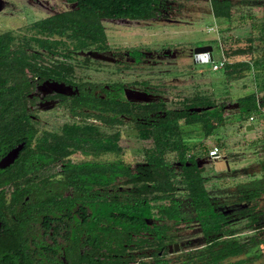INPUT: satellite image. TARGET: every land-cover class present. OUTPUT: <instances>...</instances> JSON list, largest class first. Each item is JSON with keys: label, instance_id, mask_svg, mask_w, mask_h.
<instances>
[{"label": "flooded vegetation", "instance_id": "flooded-vegetation-1", "mask_svg": "<svg viewBox=\"0 0 264 264\" xmlns=\"http://www.w3.org/2000/svg\"><path fill=\"white\" fill-rule=\"evenodd\" d=\"M181 9L176 0H158L144 19L118 16L136 12L124 0H0V15L31 19L27 34L6 30L31 64L24 113L12 114L27 119L0 125V160L22 144L0 166V264H264V153L258 174L240 181L225 156L217 158L222 168L210 170L214 158L204 153L191 160L167 151L161 156L171 183L160 185L151 132L165 112L154 106L181 109L192 96L173 100V86L160 79L124 80L128 65L167 63L171 50L194 60L191 47L110 44L115 27L166 26ZM54 17L77 24L55 27L47 22ZM129 87L150 100L128 101ZM81 94L93 106L73 104ZM173 101L181 107H168ZM66 126L86 135H65ZM123 129L136 135L122 136ZM186 170L202 178L194 186L204 196L193 197ZM161 189L167 197L159 198Z\"/></svg>", "mask_w": 264, "mask_h": 264}, {"label": "rangeland", "instance_id": "rangeland-1", "mask_svg": "<svg viewBox=\"0 0 264 264\" xmlns=\"http://www.w3.org/2000/svg\"><path fill=\"white\" fill-rule=\"evenodd\" d=\"M176 2L183 9L178 10L172 24L163 26L164 24L161 23L155 26L156 23L153 21L142 20L132 25L115 27L110 44L115 45L118 42L122 45L135 46L142 43L143 46H147L151 41H156L159 47L166 43L179 44L180 49H183L182 46H187L186 51L189 47L192 51V48L197 46L211 45L213 60L217 61L225 52L230 54L235 48L246 46L247 37L257 35L258 26L264 18V9L254 5L234 3L231 18L226 21L213 18L209 0H176ZM30 21V18L23 16L0 15V31L11 29L18 36L27 34ZM151 24L153 27H149ZM171 51L167 63L128 65L122 72L124 80L160 79L168 87L173 86L167 92L173 100H177L183 94L192 97L195 95L209 97L222 107L223 125L215 128L208 137H205L199 129L186 134V142L191 146L190 152L200 155L204 149L209 150L212 145H217L220 155L226 157L229 166L240 170L235 173L240 181L248 179L253 172L257 171L258 174L259 166L255 164L256 159L264 153V107L252 113L253 120H249L248 113L237 110V99L256 88L252 73H246L241 78L226 77L222 68L212 70L210 61L195 62L192 57L178 58L174 51ZM240 59H249V55L230 58L231 61ZM189 65L192 68L188 69ZM186 70H191L193 76L190 78L185 76ZM76 71L87 70L77 68ZM99 71L101 70H97ZM22 72L26 75L30 74L28 70ZM104 75L101 73V76ZM167 106L181 107L179 102L174 101ZM247 126L252 128L247 129ZM134 135L136 133L131 130L122 131V136ZM223 166V159L214 158L210 170Z\"/></svg>", "mask_w": 264, "mask_h": 264}, {"label": "trees", "instance_id": "trees-1", "mask_svg": "<svg viewBox=\"0 0 264 264\" xmlns=\"http://www.w3.org/2000/svg\"><path fill=\"white\" fill-rule=\"evenodd\" d=\"M128 7L133 8L136 12H129L128 14H118V16H125L128 18H148L150 17L148 10L153 9V5L158 0H124ZM242 3L247 6H259L264 9V0H209L211 13L214 19L230 20L232 15V8L234 3ZM142 9L143 13L139 10ZM51 25L57 27L58 25L74 26L77 23L71 20H66L63 17H54L50 21ZM80 25L88 26V22L80 23ZM76 28H72L74 33ZM66 27H62L63 33ZM84 34H88V29L82 30ZM59 32V31H58ZM98 32V30L96 31ZM14 37L10 31H0V125L9 128L11 122L27 119L25 116H13L12 114H23L25 104V90L29 87V81L26 74L22 72L24 68L29 67L31 62L28 60L29 55L24 52L23 48H13ZM246 46L237 47L233 51L224 53L226 62L221 67L224 75L241 78L244 74L251 72L256 86L255 90L250 91L237 99V108L240 112L248 113V117L252 113L263 109L264 107V18L262 23L258 26V33L255 36L249 35L246 39ZM249 59H240L231 61L232 56H247ZM190 104L183 103L184 107L181 109L167 110L164 104L154 106L162 109L165 115L159 117L158 126L152 130L151 135L155 138V149L159 156L156 164L159 168V184L171 183L168 181V167L165 165L162 154L167 151L175 152L181 159H187L188 155L191 160L194 159L195 153L190 152L191 146L186 142V134L193 130H201L205 137L210 136L214 129L223 125L224 114L223 109L209 97L195 95L192 97ZM73 104L78 106H87L93 102L87 96H77L73 98ZM148 107V106H146ZM191 107L205 108L199 112L190 111ZM9 126V127H8ZM74 127H65V135L84 134L86 131ZM80 130V131H79ZM2 135V134H0ZM145 135V134H144ZM115 143H112L114 149ZM189 153V154H188ZM206 156L208 150H203ZM152 177L147 178L151 180ZM202 178L198 173H192L186 170L185 183L191 186L193 197L204 196L205 193L201 186L197 189L194 185H200ZM194 187V188H193ZM166 189L160 190V197H167ZM259 227L257 222V228Z\"/></svg>", "mask_w": 264, "mask_h": 264}, {"label": "water", "instance_id": "water-1", "mask_svg": "<svg viewBox=\"0 0 264 264\" xmlns=\"http://www.w3.org/2000/svg\"><path fill=\"white\" fill-rule=\"evenodd\" d=\"M192 53L194 55V61L195 62H208L213 59L212 57V46L211 45H202V46H197L192 48ZM50 85H52L54 88L59 89V91L63 93H72L70 90V87L65 86L63 83H57V82H46ZM149 94L146 92L136 90L133 88H125V97L128 101H133V102H146L149 101ZM205 108L201 107H191L190 111H196L199 112ZM252 128V126H247V129ZM22 148V144H19L18 146L12 148L10 151L7 152V154L1 158L0 160V166L4 167L8 164H10L15 157L18 154V151Z\"/></svg>", "mask_w": 264, "mask_h": 264}, {"label": "built area", "instance_id": "built-area-1", "mask_svg": "<svg viewBox=\"0 0 264 264\" xmlns=\"http://www.w3.org/2000/svg\"><path fill=\"white\" fill-rule=\"evenodd\" d=\"M210 62L212 64L211 69L215 71L220 69L224 65V63L226 62V57L223 54L222 57L217 61L212 59ZM249 120H253V116H250ZM219 155H220L219 147L217 145H212L211 148L208 150L207 156L210 158H217L219 157Z\"/></svg>", "mask_w": 264, "mask_h": 264}, {"label": "crops", "instance_id": "crops-1", "mask_svg": "<svg viewBox=\"0 0 264 264\" xmlns=\"http://www.w3.org/2000/svg\"><path fill=\"white\" fill-rule=\"evenodd\" d=\"M189 154V153H188ZM208 157V156H207ZM219 157H220V155H219ZM218 158V157H217Z\"/></svg>", "mask_w": 264, "mask_h": 264}]
</instances>
